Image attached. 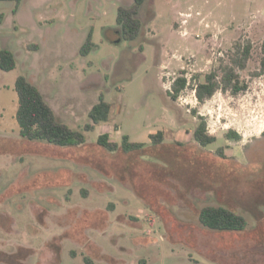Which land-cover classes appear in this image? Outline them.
Masks as SVG:
<instances>
[{
    "label": "rangeland",
    "instance_id": "obj_1",
    "mask_svg": "<svg viewBox=\"0 0 264 264\" xmlns=\"http://www.w3.org/2000/svg\"><path fill=\"white\" fill-rule=\"evenodd\" d=\"M131 3L22 0L13 13L14 1L0 0V47L16 59L13 70L0 69V264H264V72L255 74L263 23L255 28V9L239 0H148L140 52L117 32V9ZM90 31L94 46L82 55ZM247 40L246 89L198 102L194 85ZM181 71L188 84L173 99ZM19 74L84 133L83 144L19 135ZM100 94L109 120L83 130ZM199 117L215 136L206 146L192 137ZM158 130L163 141L154 145L149 134ZM101 133L145 145L109 151L97 143ZM219 205L244 216L245 229L202 225L199 211Z\"/></svg>",
    "mask_w": 264,
    "mask_h": 264
},
{
    "label": "trees",
    "instance_id": "obj_2",
    "mask_svg": "<svg viewBox=\"0 0 264 264\" xmlns=\"http://www.w3.org/2000/svg\"><path fill=\"white\" fill-rule=\"evenodd\" d=\"M11 1H14L12 12L16 13L22 0ZM147 5L148 0H132L129 6H119L116 15L117 32L125 40L138 42L140 52L143 50L144 30L139 14L146 10ZM149 12L148 18L153 16L152 10ZM4 18V14L0 13V24L3 23ZM93 46L92 31H90L80 48V54H88ZM33 47L36 48L37 46L33 45ZM260 49V69L255 73L256 75L264 72V40L261 41ZM251 52L252 43L250 41L237 42L230 63L220 66L219 70H212L204 74L203 80L194 85V94L198 102L203 103L218 90L229 91L232 95L245 90L247 85L240 79L239 71L246 68ZM15 66L14 53L8 48L0 47V69L10 71ZM187 84L188 80L181 71V75L173 79L171 91L168 94L171 98L176 99ZM14 89L18 103L15 119L19 126V135L22 138L26 140H43L58 146H76L85 142L84 133L81 130L71 128L59 119L38 86L29 77L19 74L15 79ZM110 110L111 103L106 101L103 95L100 94L98 101L88 111L90 121L83 126V130H93L96 125L107 122ZM262 133L264 134V130ZM192 137L201 146H206L215 141V136L208 134L203 117H199V121L192 132ZM226 137L239 140V135L233 130L227 131ZM149 138L152 144H160L163 141V132L158 130L150 133ZM97 143L109 151L121 150L124 152L142 150L145 145L144 142L130 141L129 136L126 134L122 135L120 143L110 141L107 133L99 134ZM198 219L205 227L218 231H242L247 225L244 216L221 205L202 208L199 211ZM84 259L89 260L86 256Z\"/></svg>",
    "mask_w": 264,
    "mask_h": 264
},
{
    "label": "crops",
    "instance_id": "obj_3",
    "mask_svg": "<svg viewBox=\"0 0 264 264\" xmlns=\"http://www.w3.org/2000/svg\"><path fill=\"white\" fill-rule=\"evenodd\" d=\"M241 2H243V7H246V10H250L251 8L255 9V13L254 12H251V18H256L254 21H253V26L256 28L257 27V24L258 22H261L263 23L261 25V27L263 28V25H264V0H239ZM260 23V24H261ZM252 25V23L250 22L248 27L249 28L250 26ZM11 71V70H10ZM18 76V75H17ZM16 76V77H17ZM15 78H12V83H13V88H14V83H15ZM35 83V82H34ZM36 84V83H35ZM6 85V84H5ZM37 85V84H36ZM38 86V85H37ZM38 88L40 89V87L38 86ZM40 91L42 92V90L40 89ZM45 100L50 104V106L53 108L54 110V107L51 103V98L50 97H47L46 94H44V92H42ZM55 111V110H54ZM56 113V112H55ZM57 114V113H56ZM0 118H2V113H1V109H0ZM19 132V131H18Z\"/></svg>",
    "mask_w": 264,
    "mask_h": 264
}]
</instances>
